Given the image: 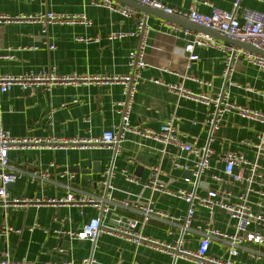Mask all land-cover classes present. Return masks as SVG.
Returning <instances> with one entry per match:
<instances>
[{"label":"crops","instance_id":"0c3cea01","mask_svg":"<svg viewBox=\"0 0 264 264\" xmlns=\"http://www.w3.org/2000/svg\"><path fill=\"white\" fill-rule=\"evenodd\" d=\"M113 1V0H112ZM163 4L180 9L197 5L198 11L210 14L212 8L233 11L235 0H160ZM126 8L131 17H125L108 8L97 7L94 0H0V16L10 18L34 17L48 12L65 16H85L90 25L83 23L51 24L47 37L54 50L42 44L43 26L35 20H18L0 24V75L23 76L55 68L59 76H125L129 74V55L139 48L140 40L130 34L136 31L140 20L146 19L150 33L145 49L148 68L142 72L141 83L130 125L133 129L159 130L172 117L181 139L197 147L207 145L208 127L204 125L211 109L207 106L179 98L171 94L164 84L183 86L192 94H216L226 88L235 104L264 112V72L241 59L234 64L230 77L225 78L226 61L230 51L216 48H197L199 59L188 63L186 46L190 40L182 30H175L169 22L156 15H146L138 8L116 2ZM242 8L264 12V4L255 0H242ZM177 25V24H175ZM113 33L126 34L122 39L110 40ZM225 47L234 46L217 39ZM236 47V46H234ZM36 48V49H33ZM123 99L119 84H89L57 86L51 91L36 89L32 93L20 87L8 93L0 92V129L14 137L56 138L63 140L97 139L114 131L121 124L115 105ZM77 102V103H75ZM264 131L262 124L230 113L225 115L220 130L210 147L215 154L210 171L202 177L197 191L204 195L207 186H218L238 196L246 190L245 184H215L212 174L221 175L224 170V155L235 152L248 161L256 160L259 136ZM13 168L24 172L14 184L8 186L11 198L31 200L19 209L0 206V259L9 257L12 262L29 264H80L93 256L98 264H172L167 253L155 252L145 246H137L126 239L103 232L96 244L71 238L70 232H80L92 219L99 218L101 211L91 206H54L40 203L45 199H61L73 193L93 196L104 194L98 185L102 174L114 165L115 177L110 192L117 201L139 203L152 197L155 207L168 211L177 218H184L188 204L173 197L153 194L144 185L151 174V166L162 163L164 174L161 180L169 189L193 190L184 182V171L174 166V161L186 163L189 156L176 147H169L162 155L160 145L152 140L129 133L120 152L100 146L90 148L66 147L57 150L29 148L12 150L9 153ZM51 163V182L29 181V174L45 169ZM264 166V156L259 159ZM95 166V168H94ZM79 169V171H77ZM69 170L75 174L72 182L60 178L59 173ZM135 176L139 183L126 181L125 174ZM236 168L235 172H239ZM87 172V173H84ZM88 172L90 174H88ZM70 186L74 190L67 187ZM253 189L264 191V186L253 184ZM256 202L259 196L250 194ZM141 216L118 206H111L110 215L104 219L107 231L118 228L117 220ZM212 223L221 232L234 233L233 221L224 211L210 214L199 208L193 219L192 231L185 235V248L192 252L199 247L200 235L194 232L201 224ZM144 236L165 243H174L181 236V224L153 220L139 228ZM64 249L63 253L58 250ZM263 253L260 259L249 250ZM227 245L213 239L209 255L228 259ZM235 264H264V245L246 244L234 259ZM176 264H196L192 260L179 259Z\"/></svg>","mask_w":264,"mask_h":264},{"label":"built area","instance_id":"2783aa9c","mask_svg":"<svg viewBox=\"0 0 264 264\" xmlns=\"http://www.w3.org/2000/svg\"><path fill=\"white\" fill-rule=\"evenodd\" d=\"M140 5L147 6L163 12L166 15L174 16L185 20L196 26L205 28L209 31L216 32L222 36L228 37L230 40L250 45L264 52V12L249 8H242V0L234 1L233 11H225L219 8H212L210 14H203L198 11L197 5L190 8L180 9L173 8L163 4L160 0H133ZM264 4V0H255ZM97 7L108 8L113 12H117L125 17H131V13L123 7H118L117 3L112 0H94ZM18 20H35L42 24L43 37L42 44L48 46L50 50L55 49V45L51 44L47 37V28L51 24L66 23H83L90 25L91 22L85 16L69 17L65 15L48 12L34 17H16L10 18L0 16V24L11 23ZM175 30H182L183 33L190 38L186 52L188 54V63L196 62L199 56L196 54L197 48H216L223 51H230V55L226 61L225 78L231 86L230 77L235 70L234 64L243 59L248 64L257 67L264 72V55L241 47H225L216 38L209 34H203L184 28L178 25H171ZM150 33V28L146 23V19L138 22L136 31L130 34L140 40L139 48L129 55V74L125 76H59L56 69L51 68L41 73L30 72L23 76H1L0 75V92L8 93L14 87H20L25 92L32 93L36 89L51 91L57 86H65L68 84L74 86H82L89 84H119L122 86L123 99L115 105L116 112L121 117V124L114 131L105 133L97 139H75L63 140L56 138H39V137H14L9 131L0 129V206L5 209H19L31 203V200L21 198H11L8 186L14 184L24 174L20 169L13 168L10 164L9 153L12 150H22L29 148H48L57 150L66 147L73 148H90L100 146L106 149L114 150L115 156L122 149L129 133H133L139 137L152 140L160 145L162 155L168 153L169 147H176L181 152L187 154L189 158L186 163L174 161L176 169L190 173L184 182L193 186V190L186 189L172 190L167 187L163 180L164 174L162 163L151 166V174L148 182L144 185L151 189L153 194L173 197L183 200L188 204V210L184 218H177L168 211L159 210L155 207L154 198L150 197L139 203L130 201H117L110 189L112 181L115 177L114 165L108 168L103 174L98 185L103 189L104 194L101 196H93L80 192L79 195L73 193L68 194L61 199H45L40 203L54 206H91L101 211L99 218L92 219L83 227L80 232H70L68 235L79 241H89L96 244L97 239L103 232H109L132 242L137 246H145L155 252L167 253L171 256L173 263L176 264L179 259L192 260L196 264H235L234 258L240 253L246 244L256 246L264 245V191H256L253 184L259 187L264 186V166L259 163V159L264 156V131L259 136L258 144L253 145L256 150V160L248 161L243 155L228 152L224 155V170L221 175L212 174V180L215 184L220 185L228 182L232 184H245L246 190L238 195H233L230 191L221 190L220 188H208L206 194L201 195L198 189L201 187L202 177L211 169V160L215 154L210 147V143L214 141L216 133L220 130L225 115L233 113L242 119L258 122L264 127V112L251 109L246 106L235 104L230 100V93L223 88L216 94H192L183 86L175 84H164L161 80H155V84L165 85L171 94L177 95L179 98L193 100L201 103L211 109L209 118L204 125L208 127L209 139L207 145L197 147L189 142L181 139L179 131L175 125L176 116L168 119L159 130L150 128L133 129L130 125V116L136 101V95L141 83L142 72L148 68L145 60V49ZM126 34L113 33L109 39H122ZM36 49V48H33ZM77 103V102H75ZM55 164L51 163L45 169H37L29 174V181L35 182H51L52 170ZM236 168H240L239 172H235ZM125 174L126 181L130 183H139L135 176ZM61 179L72 182L75 174L69 170L59 173ZM74 190L72 187H67ZM256 193L259 196L258 201L252 202L250 194ZM111 206H118L128 210H132L141 216V219L129 217L117 220L118 228L106 230L104 227V219L110 215ZM199 208L207 209L210 214L221 210L228 214L233 221L234 233L228 234L216 229L212 223L201 224L196 228L197 234L200 235L199 247L192 252L185 248V235L192 231L193 219ZM153 220H162L168 223L181 224V236L174 243H165L144 236L138 229L147 226ZM218 239L224 242L228 247V259H222L209 255L211 241ZM60 253L64 249L58 250ZM252 256L260 259L263 253L259 250L250 249ZM0 264H29L26 262H12L9 257L0 259ZM71 264V263H62ZM80 264H98L97 260L91 256L83 259Z\"/></svg>","mask_w":264,"mask_h":264},{"label":"water","instance_id":"95a60500","mask_svg":"<svg viewBox=\"0 0 264 264\" xmlns=\"http://www.w3.org/2000/svg\"><path fill=\"white\" fill-rule=\"evenodd\" d=\"M113 1L120 2V3L125 4L127 6H132V7L138 8L139 10L144 12L147 16L148 15H156V16H159V17H161V18H163V19H165V20H167L169 22L177 24L178 26H181V27H184V28H188V29H191V30L199 32V33L209 34V35L213 36L216 39L222 40L223 42L229 43V44L234 45L236 47H241V48L253 51L255 53L264 55V52L254 48V47H252L250 45H245V44H241V43L232 41L226 36H222V35H220V34H218L216 32H212V31H209V30H207L205 28L196 26L194 24H191L190 22H187L185 20L179 19L177 17L166 15L163 12H160V11H158L156 9L140 5V4H138L137 2H135L133 0H113ZM94 168H95V166H94ZM77 171H79V169ZM84 173H87V172H84ZM88 174H90V173L88 172ZM186 175H187V177H189L190 173H186ZM200 186L202 187V186H205V185L200 183ZM207 187L208 188H218V186H215V187L207 186Z\"/></svg>","mask_w":264,"mask_h":264}]
</instances>
